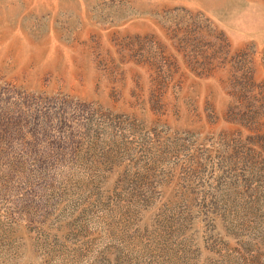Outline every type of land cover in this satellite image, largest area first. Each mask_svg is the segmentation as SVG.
<instances>
[{
    "label": "rangeland",
    "instance_id": "374dc122",
    "mask_svg": "<svg viewBox=\"0 0 264 264\" xmlns=\"http://www.w3.org/2000/svg\"><path fill=\"white\" fill-rule=\"evenodd\" d=\"M0 264H264V0H0Z\"/></svg>",
    "mask_w": 264,
    "mask_h": 264
}]
</instances>
